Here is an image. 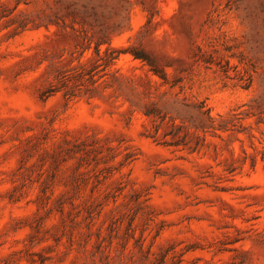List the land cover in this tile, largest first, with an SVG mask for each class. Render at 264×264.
<instances>
[{"label": "rangeland", "instance_id": "rangeland-1", "mask_svg": "<svg viewBox=\"0 0 264 264\" xmlns=\"http://www.w3.org/2000/svg\"><path fill=\"white\" fill-rule=\"evenodd\" d=\"M0 264H264V0H0Z\"/></svg>", "mask_w": 264, "mask_h": 264}]
</instances>
